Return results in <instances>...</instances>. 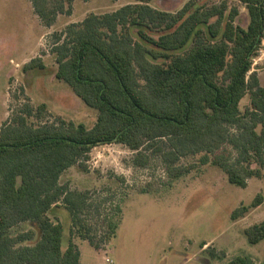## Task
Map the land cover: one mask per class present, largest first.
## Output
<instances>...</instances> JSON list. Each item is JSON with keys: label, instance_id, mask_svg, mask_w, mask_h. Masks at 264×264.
Instances as JSON below:
<instances>
[{"label": "trees", "instance_id": "1", "mask_svg": "<svg viewBox=\"0 0 264 264\" xmlns=\"http://www.w3.org/2000/svg\"><path fill=\"white\" fill-rule=\"evenodd\" d=\"M74 1L31 0L49 27L59 14L72 13ZM152 1L90 13L55 33V76L98 111L92 128L61 116L47 121V104L29 102L0 128V264H80L76 235L96 250L111 243L118 227L114 217L122 208L117 205L103 216L104 200L61 183L68 169L85 167L100 145H126L144 167L149 163L145 150L167 140L162 158L173 179L190 171L176 167L180 159L197 154H203L202 164L220 168L241 188L262 177L264 86L250 71L264 30V0H241L250 17L246 28L235 23L240 6L226 0L209 6L190 0L177 12L155 9ZM45 69L41 57L23 67L25 74ZM247 95L250 106L242 110ZM263 201L259 193L251 205L233 211V220ZM62 205L72 221L67 248L62 223L51 218ZM94 221H102L105 230ZM26 222L32 228L13 235ZM244 233L250 244H259L264 220ZM227 264L264 261L243 255Z\"/></svg>", "mask_w": 264, "mask_h": 264}, {"label": "rangeland", "instance_id": "2", "mask_svg": "<svg viewBox=\"0 0 264 264\" xmlns=\"http://www.w3.org/2000/svg\"><path fill=\"white\" fill-rule=\"evenodd\" d=\"M188 1L153 0L150 6L177 12ZM194 1L209 6L225 0ZM134 2L75 0L72 13L59 14L56 23L49 27L36 14L30 0H0V128L25 102L33 106L46 103L47 121L61 116L92 128L98 111L55 76V33L70 23L81 22L90 13L112 12ZM249 19L246 5L241 6L236 25L246 28ZM36 57L43 59L46 69L25 74L24 65ZM256 73L264 86V67ZM248 106L249 95L241 101V109ZM167 150V140L145 150L149 163L142 167L135 163L137 152L126 145H100L92 150L85 167L75 165L62 175L61 183L71 190H88L96 201L104 200L103 216L113 214L117 205L122 208L114 217L118 222L116 236L103 249L96 250L87 240L74 237L81 251V264H227L243 255L251 256L257 263L264 261V240L250 244L244 233L247 227L264 219V201L246 216L232 218L235 209L251 205L259 193L264 197V183L259 184V177L249 179L247 188H241L231 184L220 168L202 164L203 154H197L180 159L176 167H189L190 171L173 179L162 158ZM259 166L253 164L254 168ZM261 169L263 173L264 167ZM51 218L62 223L66 248L72 228L70 212L62 205L52 210ZM99 222L94 221V226L104 231V224ZM30 228L31 223H22L12 233L17 235Z\"/></svg>", "mask_w": 264, "mask_h": 264}, {"label": "built area", "instance_id": "3", "mask_svg": "<svg viewBox=\"0 0 264 264\" xmlns=\"http://www.w3.org/2000/svg\"><path fill=\"white\" fill-rule=\"evenodd\" d=\"M232 3L238 4L240 7L245 6L241 0H226ZM262 67H264V30L263 34L261 37V42L260 46L257 50V54L252 58V66H251V71L252 72H257L259 71ZM107 262H112L111 260L107 259Z\"/></svg>", "mask_w": 264, "mask_h": 264}, {"label": "crops", "instance_id": "4", "mask_svg": "<svg viewBox=\"0 0 264 264\" xmlns=\"http://www.w3.org/2000/svg\"><path fill=\"white\" fill-rule=\"evenodd\" d=\"M30 2H31V0H30ZM32 3V2H31ZM8 85V84H7ZM264 183V171H263V173H262V177H259V184H263ZM259 207V206H258ZM258 207H256V208H258ZM264 220V219H263ZM70 240V239H69ZM67 248V247H66ZM81 259H82V256H81ZM80 264H81V262H80Z\"/></svg>", "mask_w": 264, "mask_h": 264}]
</instances>
